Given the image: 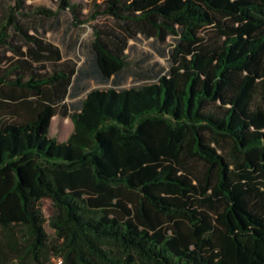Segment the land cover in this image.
I'll list each match as a JSON object with an SVG mask.
<instances>
[{
  "label": "trees",
  "instance_id": "trees-1",
  "mask_svg": "<svg viewBox=\"0 0 264 264\" xmlns=\"http://www.w3.org/2000/svg\"><path fill=\"white\" fill-rule=\"evenodd\" d=\"M56 5L0 0V264H264V0Z\"/></svg>",
  "mask_w": 264,
  "mask_h": 264
},
{
  "label": "rangeland",
  "instance_id": "rangeland-1",
  "mask_svg": "<svg viewBox=\"0 0 264 264\" xmlns=\"http://www.w3.org/2000/svg\"><path fill=\"white\" fill-rule=\"evenodd\" d=\"M28 3H33L37 6H45L47 8L56 9V0H28ZM92 33L91 28H87L84 36L85 38L90 36ZM133 44V41H131ZM157 44L154 45L152 41L141 42L137 45L136 52H134L131 56L132 64L140 60H146L148 62H161L165 64L164 59H162L157 51ZM166 47V46H165ZM148 56V57H147ZM151 56V57H150ZM147 57V58H146ZM86 56L81 55V61H86ZM74 131V124L69 118H64L62 116H56L52 119L50 135L53 138H56L58 141H66L70 134ZM41 208L46 216V218H50L51 216L57 214L60 211L50 199H44L41 202ZM46 232L53 239L56 237L55 232L46 225ZM30 264V263H28ZM50 264H59L58 260H52Z\"/></svg>",
  "mask_w": 264,
  "mask_h": 264
},
{
  "label": "built area",
  "instance_id": "built-area-1",
  "mask_svg": "<svg viewBox=\"0 0 264 264\" xmlns=\"http://www.w3.org/2000/svg\"><path fill=\"white\" fill-rule=\"evenodd\" d=\"M59 264H60V260H58Z\"/></svg>",
  "mask_w": 264,
  "mask_h": 264
}]
</instances>
